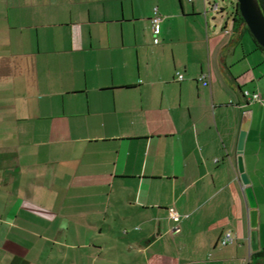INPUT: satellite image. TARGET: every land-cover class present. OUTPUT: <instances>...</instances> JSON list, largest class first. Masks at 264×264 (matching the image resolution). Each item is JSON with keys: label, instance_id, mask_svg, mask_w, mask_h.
<instances>
[{"label": "crops", "instance_id": "0c3cea01", "mask_svg": "<svg viewBox=\"0 0 264 264\" xmlns=\"http://www.w3.org/2000/svg\"><path fill=\"white\" fill-rule=\"evenodd\" d=\"M220 1L0 0V264H258L264 49Z\"/></svg>", "mask_w": 264, "mask_h": 264}, {"label": "water", "instance_id": "95a60500", "mask_svg": "<svg viewBox=\"0 0 264 264\" xmlns=\"http://www.w3.org/2000/svg\"><path fill=\"white\" fill-rule=\"evenodd\" d=\"M236 7L243 19L244 25L249 30V33L252 35L258 45L264 49V15L258 4V1L236 0ZM245 137L246 132L242 130L239 134L237 145V171L240 182L244 189V195L247 201V205L249 207V226L251 229L249 237L250 249L252 252H256L259 250L258 205L253 188L251 186L250 178L246 173L242 157Z\"/></svg>", "mask_w": 264, "mask_h": 264}, {"label": "built area", "instance_id": "2783aa9c", "mask_svg": "<svg viewBox=\"0 0 264 264\" xmlns=\"http://www.w3.org/2000/svg\"><path fill=\"white\" fill-rule=\"evenodd\" d=\"M161 21V17L157 14V11H154V16L151 19V23H152V27L154 29L155 34H157L159 32V22ZM179 81L183 80V75L180 73H177V77H176ZM197 80L199 82L202 83V85L206 86L207 85V81L205 80V75H199L197 77ZM244 95L249 97L251 100H258L260 99L259 95L257 94H252L250 95L248 92H244ZM170 217L173 219H177L178 215L175 213V211L171 210L170 211ZM176 231H179V229H176ZM233 241V236L232 233L230 231H227L223 234V236L221 237L220 240V244L222 246H225L229 243H231Z\"/></svg>", "mask_w": 264, "mask_h": 264}, {"label": "trees", "instance_id": "16d2710c", "mask_svg": "<svg viewBox=\"0 0 264 264\" xmlns=\"http://www.w3.org/2000/svg\"><path fill=\"white\" fill-rule=\"evenodd\" d=\"M257 1H258V4H259V6H260V8H261V10H262L263 15H264V0H257ZM234 14H235L234 17H235V20H236V21H235L236 25H242L243 28L249 33V30H248L247 27L244 25L243 19H242V17L240 16V14H239V12H238L236 6H235ZM250 35H251V34H250ZM253 39H254V38H253ZM254 42H255V44H256V46H257L258 48L263 49V48H261V47L258 45V43L255 41V39H254ZM263 258H264V246L261 247L258 251L252 253V259L256 260V262H258V263H259ZM260 259H261V260H260ZM263 264H264V263H263Z\"/></svg>", "mask_w": 264, "mask_h": 264}, {"label": "rangeland", "instance_id": "374dc122", "mask_svg": "<svg viewBox=\"0 0 264 264\" xmlns=\"http://www.w3.org/2000/svg\"><path fill=\"white\" fill-rule=\"evenodd\" d=\"M222 2H223V4H222ZM219 3H221L222 5L225 6L226 12H228V14L232 13L234 11L235 6H236V0H223V1H220ZM262 246H264V232H262ZM260 262L264 263V258ZM261 263H259V264H261Z\"/></svg>", "mask_w": 264, "mask_h": 264}]
</instances>
